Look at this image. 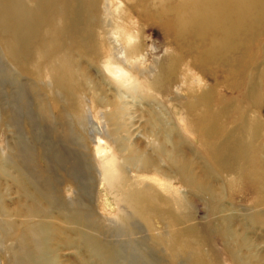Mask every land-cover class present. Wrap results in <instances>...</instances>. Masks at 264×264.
I'll list each match as a JSON object with an SVG mask.
<instances>
[{
	"label": "rangeland",
	"instance_id": "obj_1",
	"mask_svg": "<svg viewBox=\"0 0 264 264\" xmlns=\"http://www.w3.org/2000/svg\"><path fill=\"white\" fill-rule=\"evenodd\" d=\"M180 1L114 0L119 5L114 11L116 22L136 32L149 52L144 65L149 66L148 72L142 75L132 73L136 77L133 82H141L143 76H152L157 62L163 74L160 86H165L169 84L166 81L169 74L167 69L173 68L168 79L171 85L158 93L159 102L147 97L133 101L135 106L132 110H136L139 119L134 132L141 139L147 140L149 130L153 129L163 139L162 120L177 127L180 138L174 137V140L182 145V158L188 160L199 183L206 184V188L201 192L185 189V181L171 166L162 165L160 170L171 177L173 188L190 202L188 224L194 223L200 230L202 251L207 256V262L213 260L221 264H248L244 256L240 255L237 242L223 233L220 224L225 215L234 214L230 224L233 231L236 229L237 233L248 237L252 244L251 250L243 249L244 253L255 256L249 260V264H264V225L250 224L248 219L253 211L264 214V0H248L253 5L250 10L251 19H237L235 1L228 3L232 15L236 12V16L224 27L230 28L234 24L238 28V33L230 37L228 42L224 40L220 26L212 28L213 24L210 27L207 25L202 27V33L195 28L185 30L181 26L182 22L186 24L189 21L187 13L189 15L195 9L202 8V15L207 10L212 15L217 14L220 13L218 7H223L225 2L219 5L215 0H202V3L190 0L185 9L179 12ZM78 3L74 0L72 6ZM82 10L84 13L85 9ZM75 12H68L67 19L70 20ZM81 12L78 9L77 16ZM182 12L185 13L183 17L180 15ZM261 12L263 15L257 17ZM12 33L9 26L0 23V202L8 209H21L30 204L29 196L27 198L23 189L37 196L48 191L45 188L47 184L61 198L53 201L48 207L49 212L57 215L62 208L61 204L70 206L69 203L74 205L77 200L81 202L79 205L83 211L94 216V220L104 224L108 220H116L118 209L109 193V187L97 174L93 149L88 145L85 153L82 147L83 133L79 126L68 117L62 118L67 113L62 112L67 110L61 101L63 97L59 101V97L54 98L51 93L48 95L49 90L38 79L40 60L33 58V49H27L39 46L42 34L36 35L37 38L27 44L28 48L18 45V50H14L18 54V61L13 62L4 45V41L13 45ZM87 35L90 38L92 34L88 32ZM88 46L99 47L93 39L87 46L80 45L73 58L88 79L98 82L101 91L112 100L115 94L112 88L119 82L105 68L106 55L94 47L90 50ZM162 79L165 80L161 82ZM127 100L129 105L132 104L131 98ZM186 101L192 106L187 120L192 123V127L190 123L187 126L181 120L185 113L183 103ZM43 104L50 107L51 117L60 118L61 122L55 119L47 121L49 113L46 116L42 113ZM160 108L164 111L160 112ZM58 124L61 129L57 127ZM245 125L260 130L258 138L252 142L256 148L246 159L227 148L232 147L231 138L227 139L224 148L222 144L219 145L220 148L228 149L223 155L205 143L206 140L219 142L220 137L215 131H224L230 137L233 128ZM195 130L202 132V138L196 135ZM49 143L53 152L47 153ZM259 147L263 149L260 152L257 149ZM157 176L163 179L159 174ZM40 203H44V200H40ZM60 217L58 220H62ZM8 219L0 216V264H27L21 260L23 251L31 254L38 249L29 234L32 228L21 235L20 228L6 227ZM29 220L33 222L37 218ZM140 223L143 224L142 221ZM239 223L249 224L251 229L246 228L241 232L237 226ZM63 225L74 227L72 224ZM155 226L162 227L158 221ZM130 229L134 234H122L116 227L105 228L100 235L99 230L94 232L111 249L119 250L120 247V256L124 260L118 264H184L180 258L173 259L165 246L156 244L151 233L146 232L139 223ZM59 235L62 239L54 237L50 243L62 264L102 263L101 258L91 256L92 253H88L81 242L63 245L66 237L77 241L75 236ZM243 236L239 238L243 239Z\"/></svg>",
	"mask_w": 264,
	"mask_h": 264
},
{
	"label": "bare ground",
	"instance_id": "obj_2",
	"mask_svg": "<svg viewBox=\"0 0 264 264\" xmlns=\"http://www.w3.org/2000/svg\"><path fill=\"white\" fill-rule=\"evenodd\" d=\"M75 1L77 3L79 1L80 4L72 6L74 0H0V23L9 26L13 32V45L4 41L5 50L8 51L11 60L16 62L18 54L15 51L20 47L18 45L28 48L27 44L34 41L37 38L36 35L42 34L39 46L27 49H33L34 51L31 52L33 58L40 60L38 79L42 86L49 90L48 95L51 93L54 98L59 97L58 100L63 97L61 101L64 102L67 110H62V112L67 113L62 118L68 117L72 123L79 126L83 133L84 145L82 147L85 153H87L88 145L93 149L92 155L94 154L98 166L97 174L100 180L109 187V193L114 198L118 213L116 220H108L107 224H104V222L94 220L90 212L83 211V207L79 205L81 202L76 200L74 205L72 203H69L70 206L61 204L60 212L55 215L48 211V207L61 198L55 195L47 184L45 188L48 191L43 194L39 193L37 196L30 195L28 190L23 189L27 198L29 196L30 204L24 205L21 209L11 210L0 202V216L9 217L5 222L8 229L20 228L21 235H25V232L32 228L29 234L33 237L38 249L31 254L23 251L21 260L27 264H62L55 248L50 243L54 237L61 238L59 233H62L73 235L78 239L75 241L72 237H66L63 239V245L81 242L87 249L86 251L92 253L91 256L97 255L101 258V264H118L124 260L123 256H120L122 252L120 247L119 250L111 249L110 245H105L94 231L99 230L100 235L101 230L116 227L120 233L131 235L134 233L130 227H136V223H139L146 232L151 233V238L155 239L156 244L166 247L173 259L180 258L184 264H221L213 260L207 262V256L202 251L200 230L196 224H188L190 202L173 188L171 177L160 170L162 165L171 166L185 181V189H196L201 192L206 188V184L199 183V178L187 163L188 160L182 158V145L174 140V137H179L177 127L162 120L164 122L162 125L163 139L153 129L149 130L147 140L141 139L134 132L139 119H137L136 110H132L135 106L133 101L146 97L157 100L158 93L168 89L171 85L168 79L173 68L167 69L169 74H167L166 81L169 84L165 86H160L163 74L157 62L154 65L152 76H143L141 82H133L136 77L132 73L142 75L148 72L149 66L144 65L149 52L139 40L136 32L120 26L114 19V11L119 5L115 4L114 0ZM192 1L202 3V0ZM215 1L219 5L222 2L226 3H223V7L221 5L218 7L220 13L212 15L211 11L207 10L202 15V8L195 9L189 15L187 13L186 17L189 21L186 24L182 22L181 25L178 17V23L182 29L193 30L195 28L202 33V27L213 24L212 28L219 26L222 28L220 32L223 33L224 40L228 42L230 37L238 33V28L232 22V27H224L233 16H236V12L233 15L231 13L232 8L228 4L231 3L230 1H235L237 19L243 17L251 19L250 10L253 5L248 0ZM188 2L191 1H180L178 11L184 10ZM78 9L80 12L85 9L84 13L87 11V22L84 20L83 10L77 16ZM70 11L76 12L68 20L67 16ZM262 13L257 17L262 16ZM180 15L183 17L185 13L182 12ZM202 23L206 24L202 26ZM88 32L92 34L90 38H88ZM93 39L99 47L88 46V48L91 50V47H94L106 55L104 56L106 57L105 68L108 74L119 82L115 88L111 87L115 91L112 100L101 91L98 82L88 79L82 67L77 65L78 62L73 58L79 51L80 45L87 46ZM163 80L165 79L161 82ZM128 98H131L132 104L130 105ZM183 106L185 113L181 116V120L187 126L190 123L192 127V123L187 121L192 106L188 101L184 102ZM49 108L43 104L41 111L45 116L49 113L47 121H53L57 117H51L52 113ZM163 111L164 109L160 108V112ZM163 116H166L165 113ZM56 120L60 121V118ZM57 127L61 129L59 124ZM237 127L232 129L230 137L224 131H215V134L220 137L219 142L206 140L205 143L223 155L228 152V149H223L225 142L231 138L232 147L227 148H231L242 159H246L256 148L252 142L258 138L260 130L250 129L246 125ZM55 132L59 134L58 130ZM194 132L202 138L201 131L195 130ZM182 134L180 133V136H183ZM54 144L57 143L54 142ZM221 144L222 149L219 147ZM257 149L259 152L263 150L260 147ZM51 150V143H49L46 152H53ZM158 174L163 179H158ZM38 198L44 200V203H40ZM42 215L43 218H41ZM60 216L63 221L58 220ZM32 217H36L37 220L31 222L29 219ZM233 217L234 214L221 218L223 233L237 242L241 251L240 255L244 256L249 264V260L255 256L244 253L243 249L251 250L250 245L252 247V244L248 237L237 233L236 229L233 231L230 225ZM248 219L250 224L264 225V214L261 212L253 211L248 215ZM56 221L62 222L56 223ZM156 221L161 224V228L155 226ZM64 223L72 224L74 227L67 228L63 225ZM101 226L104 228L99 229ZM237 226L241 232L246 228L251 229L249 224L239 223ZM239 236H243V239Z\"/></svg>",
	"mask_w": 264,
	"mask_h": 264
}]
</instances>
